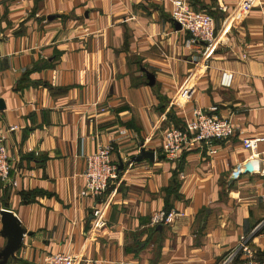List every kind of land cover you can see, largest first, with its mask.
<instances>
[{
  "label": "crops",
  "instance_id": "1",
  "mask_svg": "<svg viewBox=\"0 0 264 264\" xmlns=\"http://www.w3.org/2000/svg\"><path fill=\"white\" fill-rule=\"evenodd\" d=\"M243 1L194 0L217 43L188 48L174 0H0V134L17 183L0 187V212L26 231L8 264H222L244 237L264 260V0ZM196 110L235 135L167 160L164 132ZM245 138L263 140L251 152ZM106 146L119 177L83 197L86 156ZM1 232L0 215V250Z\"/></svg>",
  "mask_w": 264,
  "mask_h": 264
},
{
  "label": "built area",
  "instance_id": "2",
  "mask_svg": "<svg viewBox=\"0 0 264 264\" xmlns=\"http://www.w3.org/2000/svg\"><path fill=\"white\" fill-rule=\"evenodd\" d=\"M194 0H174L171 19L179 24L189 34L186 42L188 48L206 45L211 48L217 43L216 25L214 17L205 11L194 8ZM255 0H244L243 9L247 12ZM212 110H216L213 108ZM16 130L11 127L10 131ZM236 128L229 119L220 118L203 110H196L193 119L182 128H171L164 132L162 137V150L165 158L172 162H180L185 154L199 149L212 148L215 142L231 139ZM263 139L245 138L243 146L253 152ZM110 146L100 148L96 153L86 156V169L84 172L85 187L81 192L83 197L97 198L103 196L112 181L119 177V166L112 162ZM214 153V151H212ZM13 162L6 145V137L0 134V187L17 186L13 181L11 172ZM243 169L235 170L239 177ZM95 214L99 215V211ZM170 216L165 213H156L153 223H168ZM264 227L260 223L253 231V235ZM238 261V263H236ZM46 264H76V258L63 253L52 254ZM222 264H264L257 259L256 252L250 245L249 238L241 239L236 250L231 252Z\"/></svg>",
  "mask_w": 264,
  "mask_h": 264
},
{
  "label": "water",
  "instance_id": "3",
  "mask_svg": "<svg viewBox=\"0 0 264 264\" xmlns=\"http://www.w3.org/2000/svg\"><path fill=\"white\" fill-rule=\"evenodd\" d=\"M179 28L182 27L177 24ZM4 102L0 100V109H4ZM142 157L153 158L154 153L144 152ZM1 222H2V232L1 235L7 239L6 246L0 250V264H8L12 259L16 258V253L21 249L23 245V237L26 234L25 229L22 227L19 218L9 210H2L0 212Z\"/></svg>",
  "mask_w": 264,
  "mask_h": 264
},
{
  "label": "trees",
  "instance_id": "4",
  "mask_svg": "<svg viewBox=\"0 0 264 264\" xmlns=\"http://www.w3.org/2000/svg\"><path fill=\"white\" fill-rule=\"evenodd\" d=\"M166 213H167V212H166ZM166 215H168V213H167ZM262 232H264V227L261 228L259 231H257L254 235H257V234L262 233ZM261 260H262V259H261ZM238 261H239V260H237L236 263H238ZM262 261H264V260H262Z\"/></svg>",
  "mask_w": 264,
  "mask_h": 264
}]
</instances>
